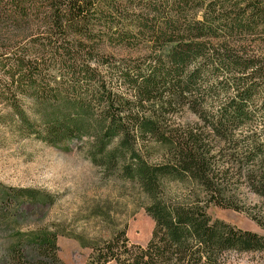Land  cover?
Returning a JSON list of instances; mask_svg holds the SVG:
<instances>
[{
	"label": "trees",
	"instance_id": "1",
	"mask_svg": "<svg viewBox=\"0 0 264 264\" xmlns=\"http://www.w3.org/2000/svg\"><path fill=\"white\" fill-rule=\"evenodd\" d=\"M131 1L141 14L126 35L138 27L151 45L146 59L117 66L106 38L93 44L91 35L97 24L112 32L104 13ZM105 67L115 71L108 80ZM211 79L233 94L218 113L205 100ZM257 99L264 112V0H0V132L66 150L93 137L92 160L119 150L130 159L122 173L148 197L155 227L147 244L131 242L123 228L95 241L86 264H240L233 252L264 259V235L208 212L242 211L244 184L264 198V141L251 134L244 151L234 143ZM185 109L196 123L181 122ZM53 201L46 191L0 184V217L16 223L29 214L25 204L45 210ZM253 219L264 229V214ZM19 231L7 264H64L56 229Z\"/></svg>",
	"mask_w": 264,
	"mask_h": 264
},
{
	"label": "rangeland",
	"instance_id": "2",
	"mask_svg": "<svg viewBox=\"0 0 264 264\" xmlns=\"http://www.w3.org/2000/svg\"><path fill=\"white\" fill-rule=\"evenodd\" d=\"M134 4L139 6L131 1V4L117 5L114 12L104 13V18L114 25L113 31L103 32V27L97 24L100 31H94L91 35L93 44H100L106 38V54L117 66L146 59L145 55L151 45L148 38L140 37L138 27L131 34L133 37L126 35L127 25L141 14L132 8ZM100 21L103 22V18ZM135 25L138 26V21ZM125 37L131 39L127 41L131 45L121 44L122 40H127ZM102 70L105 80L115 74L109 67ZM222 77L230 78L225 74L219 80ZM115 80H118L117 87L120 90L125 88L121 80ZM218 81L211 79L209 89L213 95L205 98L209 108H214V113L221 111L229 97L233 96L232 93L219 91ZM260 100H256V109L247 118L251 125L242 127L236 133L234 143L242 146L241 151L246 150L251 134L261 142L264 141V112L259 108ZM180 119L186 125L196 123L197 116L195 112L185 109ZM6 131L2 126L0 184L49 192L54 203L45 210L33 209L31 204H25L24 208L29 214L26 219L20 217L18 223L0 217V264H7L6 248L16 240L20 234L19 229L25 225H43L56 229L59 232V255L64 264H86L93 251L91 245L95 241L109 239L114 232L123 228H126L131 242L146 245L151 239L155 221L145 209L148 197L139 184L130 181L122 173L123 165L128 164L124 161L129 162L130 159H121L119 150L111 147L106 151L113 153V156L116 154L112 158L98 153L99 160L95 163L92 156L97 150H91L95 141L93 137L75 139L69 143L70 149L66 150L33 136ZM116 143L117 140L112 146ZM141 154L146 160L150 159L151 150H141ZM240 192L242 211L211 206L209 214L214 219L220 218L239 228L264 235V229L253 219L254 216L262 217L264 214V198L252 192L245 184ZM231 256L240 264H261L264 261L258 252H233ZM107 264L117 263L111 261Z\"/></svg>",
	"mask_w": 264,
	"mask_h": 264
}]
</instances>
